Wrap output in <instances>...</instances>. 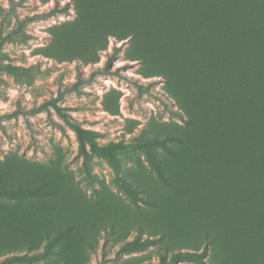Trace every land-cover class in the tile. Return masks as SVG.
I'll return each mask as SVG.
<instances>
[{
  "label": "trees",
  "instance_id": "trees-1",
  "mask_svg": "<svg viewBox=\"0 0 264 264\" xmlns=\"http://www.w3.org/2000/svg\"><path fill=\"white\" fill-rule=\"evenodd\" d=\"M72 1L77 19L47 54L89 63L111 38L128 44L125 55L141 64L142 76L163 79L182 124L154 122L132 142L102 146L52 102L76 132L84 164L87 139L107 158L124 198L107 193L94 204L71 186L52 190L48 210L30 208L17 228L48 236V250L68 236L92 252L102 231L105 241L120 244L114 260L156 247L157 264H264V0ZM80 82L72 90L82 93ZM42 110L47 106L31 112ZM118 153L136 156V165L125 170ZM27 174H11L13 184ZM0 194L22 199L32 192L0 185ZM35 194L45 195L41 187ZM28 259L14 255L0 264Z\"/></svg>",
  "mask_w": 264,
  "mask_h": 264
},
{
  "label": "rangeland",
  "instance_id": "rangeland-1",
  "mask_svg": "<svg viewBox=\"0 0 264 264\" xmlns=\"http://www.w3.org/2000/svg\"><path fill=\"white\" fill-rule=\"evenodd\" d=\"M66 4L67 12L51 14ZM76 19L72 0H0V43L6 37L0 46V185L32 192L22 199L0 194V219H6L0 225V261L18 255L29 259L15 264H157L156 247L114 260L120 244L105 241L102 231L95 252L68 236L48 250V236L34 229L19 230L15 224L24 212L48 210L49 193L67 186L77 189L88 203L106 201L107 193L124 198L107 158L92 151L87 139L89 159L84 164L76 132L52 102L62 107L69 121L92 132L91 139L102 146L132 142L154 122L182 124L163 79L144 78L141 64L125 55L128 44L111 38L108 50L89 63L48 55L46 50L57 45L59 31ZM117 49L120 52L113 56ZM80 79L77 89L82 93L72 90ZM43 104L47 110L31 112ZM118 155L125 170L136 165V156ZM139 157L147 166L145 156ZM23 170L28 173L25 181L13 184L11 174ZM45 172L51 180L43 178ZM39 187L45 194L40 198L35 194ZM130 258L137 260L126 263Z\"/></svg>",
  "mask_w": 264,
  "mask_h": 264
}]
</instances>
